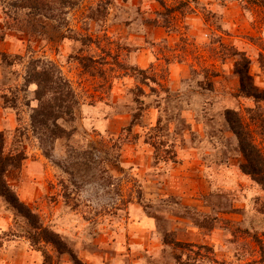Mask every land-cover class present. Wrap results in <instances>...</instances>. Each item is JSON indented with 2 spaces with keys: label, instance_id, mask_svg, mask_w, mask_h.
Masks as SVG:
<instances>
[{
  "label": "rangeland",
  "instance_id": "rangeland-1",
  "mask_svg": "<svg viewBox=\"0 0 264 264\" xmlns=\"http://www.w3.org/2000/svg\"><path fill=\"white\" fill-rule=\"evenodd\" d=\"M59 1L0 0V264H264V0Z\"/></svg>",
  "mask_w": 264,
  "mask_h": 264
},
{
  "label": "trees",
  "instance_id": "trees-1",
  "mask_svg": "<svg viewBox=\"0 0 264 264\" xmlns=\"http://www.w3.org/2000/svg\"><path fill=\"white\" fill-rule=\"evenodd\" d=\"M161 3L160 0H157ZM60 5L65 7H73L77 4V0H60ZM180 5L185 4V2L180 1ZM40 69V68H39ZM46 73L44 70H40L39 72H36L33 79V82L37 83L38 90L37 93H41V96L43 97L45 94L46 89L49 88L47 85L49 82V79H46V76H44ZM36 117H42L43 114H45L47 117H49V113H44V111H35ZM36 119V118H35ZM230 122V121H229ZM39 126L47 127V118L44 120V118L37 122ZM233 132L236 134L237 139L239 141V147L240 151L245 159V164L241 167L242 171L249 175L250 178L254 183H256L262 190H264V156L262 155L261 151L256 147V145L247 138L246 134L242 131L241 126L238 127L237 125H234V123L230 122ZM10 166H16V163L3 153V139L2 135L0 134V194L6 198V200L12 204L13 206H17L18 201L14 193H12L9 189V187L6 185L4 180V175L7 171V169ZM261 257L264 259L263 253H261Z\"/></svg>",
  "mask_w": 264,
  "mask_h": 264
}]
</instances>
